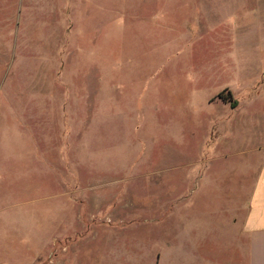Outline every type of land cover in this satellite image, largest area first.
<instances>
[{"label":"rangeland","instance_id":"374dc122","mask_svg":"<svg viewBox=\"0 0 264 264\" xmlns=\"http://www.w3.org/2000/svg\"><path fill=\"white\" fill-rule=\"evenodd\" d=\"M262 69L264 0H0V264H248Z\"/></svg>","mask_w":264,"mask_h":264},{"label":"crops","instance_id":"0c3cea01","mask_svg":"<svg viewBox=\"0 0 264 264\" xmlns=\"http://www.w3.org/2000/svg\"><path fill=\"white\" fill-rule=\"evenodd\" d=\"M264 70H261V74ZM260 74V75H261ZM258 86L256 89L258 92L264 87ZM215 101L212 102H221L227 106L228 102H235V105H232L230 109L236 111L240 107V101L236 100H222L219 96H217ZM238 102V104H237ZM262 117L260 121H264V112L261 113ZM256 124V122H255ZM253 127L252 131L255 132L257 129V124H252ZM221 128H218L220 132ZM223 133V132H222ZM238 152V151H237ZM244 154L247 155L251 154L249 157L245 158V165L253 168L254 172L251 176L249 190L247 191L248 199L246 201V214L245 216H241L240 211L242 210V201H237L236 194L230 193L227 196L230 197L229 201L227 200L224 207V226L222 227L223 230V238L224 244H230V246L234 247L236 250L237 246H242V239L244 237L247 240V251H248V264H264V137L261 141L257 142L256 144L252 145L249 149L243 150ZM238 189L236 186L234 190ZM243 188L241 190V193ZM238 198V197H237ZM187 211L192 209V204L186 206ZM207 219V223H206ZM204 224L196 226L197 230L206 234V227L209 224L210 219L206 218L203 220ZM196 232L194 231V236ZM195 241V239H194ZM195 244V243H194Z\"/></svg>","mask_w":264,"mask_h":264},{"label":"trees","instance_id":"16d2710c","mask_svg":"<svg viewBox=\"0 0 264 264\" xmlns=\"http://www.w3.org/2000/svg\"><path fill=\"white\" fill-rule=\"evenodd\" d=\"M219 97L222 99V100H232V96H231V93L229 92L227 95H225L223 92H221L219 94ZM232 105H235V102L232 103Z\"/></svg>","mask_w":264,"mask_h":264}]
</instances>
